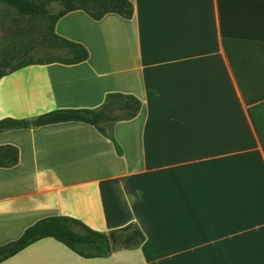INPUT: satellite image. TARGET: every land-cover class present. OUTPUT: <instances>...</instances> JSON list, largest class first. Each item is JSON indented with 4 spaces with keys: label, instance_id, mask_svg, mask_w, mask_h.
Here are the masks:
<instances>
[{
    "label": "crops",
    "instance_id": "0c3cea01",
    "mask_svg": "<svg viewBox=\"0 0 264 264\" xmlns=\"http://www.w3.org/2000/svg\"><path fill=\"white\" fill-rule=\"evenodd\" d=\"M127 1L130 19L55 22L85 61L0 78V119L140 101L113 141L74 121L0 132L17 150L0 167V245L52 216L112 237L134 224L143 241L82 258L46 237L0 264H264V0Z\"/></svg>",
    "mask_w": 264,
    "mask_h": 264
},
{
    "label": "trees",
    "instance_id": "16d2710c",
    "mask_svg": "<svg viewBox=\"0 0 264 264\" xmlns=\"http://www.w3.org/2000/svg\"><path fill=\"white\" fill-rule=\"evenodd\" d=\"M0 3L12 12L11 26L7 29L9 46L0 57V78L30 65H75L85 61L87 51L82 45L66 40L53 31L55 22L68 12L82 11L94 21L108 13L123 19L132 16V5L127 0H0ZM53 7L55 12H52ZM139 108L140 101L132 95L108 93L95 109H59L32 119H0V132L74 121L88 124L100 135L112 140L113 124L133 118ZM16 162L17 150L8 145L0 146V167H11ZM113 234L116 245L110 248L103 232L94 231L69 217H46L27 227L16 240L0 245V262L46 237L82 258L107 257L112 250L133 249L143 241L134 224H127Z\"/></svg>",
    "mask_w": 264,
    "mask_h": 264
},
{
    "label": "rangeland",
    "instance_id": "374dc122",
    "mask_svg": "<svg viewBox=\"0 0 264 264\" xmlns=\"http://www.w3.org/2000/svg\"><path fill=\"white\" fill-rule=\"evenodd\" d=\"M56 8H52L55 12ZM12 12L4 4L0 3V57L9 46V34L7 29L11 26Z\"/></svg>",
    "mask_w": 264,
    "mask_h": 264
},
{
    "label": "water",
    "instance_id": "95a60500",
    "mask_svg": "<svg viewBox=\"0 0 264 264\" xmlns=\"http://www.w3.org/2000/svg\"><path fill=\"white\" fill-rule=\"evenodd\" d=\"M106 235H107V238H108V241H109V247L110 248H114L115 245H116V241L113 239L112 233L108 232Z\"/></svg>",
    "mask_w": 264,
    "mask_h": 264
}]
</instances>
